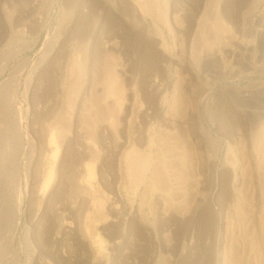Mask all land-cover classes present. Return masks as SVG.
<instances>
[{
	"label": "rangeland",
	"instance_id": "obj_1",
	"mask_svg": "<svg viewBox=\"0 0 264 264\" xmlns=\"http://www.w3.org/2000/svg\"><path fill=\"white\" fill-rule=\"evenodd\" d=\"M262 2L0 0L1 264H264Z\"/></svg>",
	"mask_w": 264,
	"mask_h": 264
},
{
	"label": "bare ground",
	"instance_id": "obj_2",
	"mask_svg": "<svg viewBox=\"0 0 264 264\" xmlns=\"http://www.w3.org/2000/svg\"><path fill=\"white\" fill-rule=\"evenodd\" d=\"M260 7V10L259 11H257V13L259 14V15H261V16H263V12H264V0H263V2H262V4H261V6H259ZM251 21H252V23H251V26H252V24L253 23H255V22H257V20H255L254 18H252V19H250ZM107 58V57H106ZM81 64V63H80ZM102 69V68H101ZM116 74V73H115ZM113 74L112 73H109L108 74V76H107V78H106V80L105 81H107V85H109V87H108V89L110 90V92H113L116 88H117V80H115V78H114V76H112ZM104 79V78H103ZM104 81V82H105ZM106 84V83H105ZM110 94V93H109ZM16 95V94H15ZM16 114V113H15ZM21 113L20 112H18V114H16L17 116H18V118L16 119V121H15V123L13 124L14 125V128L15 129H13L14 131H15V133H13L12 135L14 136V138H15V143H16V146H17V148H21V145L23 144V142H22V138H21V115H20ZM7 119V118H6ZM13 119V118H12ZM8 120V119H7ZM10 121V120H9ZM10 124V123H9ZM5 125V124H4ZM7 125V124H6ZM261 128V127H260ZM0 129H2V128H0ZM4 129V128H3ZM6 129V128H5ZM4 129V130H5ZM12 130V131H13ZM6 131V130H5ZM262 131V130H261ZM8 132V131H7ZM23 133V132H22ZM264 135V134H263ZM0 136H1V133H0ZM257 139V138H256ZM53 144H54V141H53ZM55 146V145H54ZM262 146V145H261ZM2 148V147H1ZM16 148V149H17ZM52 148V147H51ZM17 150H20V149H17ZM59 151H60V147L57 145L56 147H54V151H53V155H52V158H53V161L56 163V161H57V158H58V155H59ZM20 152H21V150H20ZM21 154V153H20ZM138 155H139V153H138ZM20 157V156H19ZM138 157L139 156H137V151H134V155H133V157H131V158H129L130 159V161H129V163H133V165H134V163H137V161H138ZM14 158V157H13ZM143 158V157H142ZM17 159V158H16ZM140 159V158H139ZM149 161V160H148ZM143 162V161H142ZM141 162V163H142ZM18 163H19V161H18ZM140 163V164H141ZM16 164V163H15ZM138 164V163H137ZM146 164V163H145ZM18 165V164H17ZM142 165V164H141ZM140 165V166H141ZM14 167V166H13ZM139 167V166H138ZM141 168V167H140ZM145 168V167H144ZM19 169V168H18ZM94 168L92 167V166H90V167H88V171H87V174H88V177L89 178H91L92 176H94V170H93ZM139 169V168H138ZM144 170V169H143ZM19 171H20V169H19ZM18 171V172H19ZM21 172V171H20ZM19 172V173H20ZM155 172V171H154ZM17 172H15V174H16ZM152 174V173H151ZM17 175H19V174H17ZM48 176H47V181H46V186L48 187V186H51L52 185V183H53V180H54V171H53V169H51L50 170V172H49V174H47ZM153 176V175H152ZM19 177V176H18ZM155 177V176H154ZM15 180V179H14ZM0 181H2V180H0ZM18 184H19V182H18ZM154 184V183H153ZM49 188V187H48ZM52 188V187H51ZM19 189V188H18ZM48 190V189H47ZM16 209V208H15ZM12 212H14V211H12ZM15 214V212L13 213V214H11V215H14ZM10 215V214H9ZM10 215V216H11ZM17 215H18V213H17ZM18 217V216H17ZM6 220V219H5ZM18 220V219H17ZM17 220H15V222L17 221ZM5 222H7V220L5 221ZM18 222V221H17ZM17 222L15 223V225H16V227H17ZM8 224V223H7ZM13 223H11V225H12ZM1 225H2V223H1ZM9 225V224H8ZM7 225V226H8ZM1 228V227H0ZM13 228V227H12ZM11 227H10V229H12ZM13 230V229H12ZM0 231H2V230H0ZM6 231V230H5ZM10 232H11V230H9ZM3 232V231H2ZM6 233V232H5ZM13 233V232H12ZM15 233V232H14ZM13 233V234H14ZM87 233V232H86ZM2 234V233H1ZM8 234V233H7ZM11 234V233H10ZM3 235H4V233H3ZM5 236H6V234H5ZM9 236V235H8ZM7 238V237H6ZM10 238V237H9ZM12 238V237H11ZM10 240V239H9ZM8 240H6V242H7ZM4 243V242H3ZM10 243V242H9ZM0 244H1V242H0ZM95 244L96 245H100L101 244V240L99 239V238H96L95 239ZM7 245V244H6ZM10 245H11V243H10ZM1 246H2V244H1ZM5 246H2V247H0V264L3 262V260H4V258H5V248H4Z\"/></svg>",
	"mask_w": 264,
	"mask_h": 264
}]
</instances>
